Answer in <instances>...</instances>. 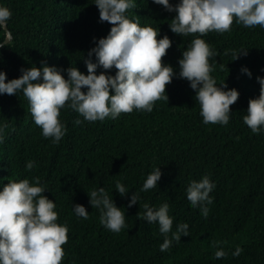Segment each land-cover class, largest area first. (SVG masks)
<instances>
[{"label":"trees","instance_id":"16d2710c","mask_svg":"<svg viewBox=\"0 0 264 264\" xmlns=\"http://www.w3.org/2000/svg\"><path fill=\"white\" fill-rule=\"evenodd\" d=\"M94 2L0 0V6L12 13L7 22L11 43L0 48V71L6 81L18 78L22 68L42 67V61L55 66L65 79L69 66L86 75L89 50L111 27L100 21ZM133 2L136 8L126 16H139L140 26L157 28L158 38L167 35L172 41L163 57L177 73L166 87L168 102L156 101L150 113L134 110L95 122L66 105L59 118L67 131L54 143L34 123L22 91L0 94V126L7 124L0 143V190L8 181L33 183L40 178L42 194L56 204L57 223L68 227L62 264H264V127L255 134L243 120L249 99L259 96L257 77H264V28L234 22L229 32L199 37L216 53L209 60L211 75L240 94L230 106L227 125L204 124L195 90L179 78L178 64L199 34L177 35L169 27L175 11L152 0ZM169 3L176 5L179 0ZM242 49L247 55L232 60V51ZM91 59L96 62L94 53ZM96 71L105 70L98 66ZM107 72L114 76L116 69ZM76 120L81 123L75 124ZM29 161L34 162L32 169H26ZM155 167L161 170L157 187L141 191ZM204 176L215 185L206 218L200 207L191 206L186 193L192 180ZM118 181L128 188L124 196L115 189ZM100 187L125 211L126 227L119 233L104 227L100 210L89 203L88 193ZM134 192L139 200L129 207ZM165 202L173 219L172 232L187 223L189 235L181 234L180 241L173 240L161 252L165 237L158 222L149 224L137 216L145 211V203L158 209ZM75 204L86 208L88 219L75 214ZM216 241L221 243L214 245ZM238 246L243 251L233 256ZM219 248L227 253L224 258L215 257Z\"/></svg>","mask_w":264,"mask_h":264},{"label":"clouds","instance_id":"9594fccd","mask_svg":"<svg viewBox=\"0 0 264 264\" xmlns=\"http://www.w3.org/2000/svg\"><path fill=\"white\" fill-rule=\"evenodd\" d=\"M152 2L169 12L175 11L169 25L171 32L180 36L199 34L178 60L179 78L189 81L195 90L204 124L227 125L232 112L230 106L238 101L240 94L235 88H228L225 80L218 84L211 75L213 66L209 60L216 53L199 37L209 32H229L234 22L247 28H264V0H179L176 5L170 4L169 0ZM94 4L99 10L100 21L108 22L111 27L107 36L99 38L95 47L89 50L88 58L84 60L86 75L77 67L69 66L65 79L55 66L43 61L42 67L22 68L18 78L7 81L5 72L0 71V94L16 95L22 91L29 102L34 123L41 128L42 135L53 138L54 143H58L67 131L59 118L60 110L66 105L89 122L103 121L107 117L114 119L134 110L150 113L156 101L168 102L166 87L177 75L173 67L163 61L172 46L169 37L158 38L159 29L140 26L139 16L132 19L126 16L128 10L136 8L133 0H95ZM11 15L7 7L0 6V30L4 37L0 39V48L11 43L12 34L7 23ZM93 53L96 62L91 59ZM238 54L247 55V49L232 51V60L237 59ZM98 66L105 71L97 74ZM113 67L116 69L114 76L107 72ZM242 71L251 77L247 68ZM257 80L259 96L249 99L247 115L243 117L244 123L255 134L264 127V77H257ZM5 128L7 124L0 126V143ZM33 167L34 162H27L26 169ZM160 178L161 170L155 167L141 191L156 188ZM214 187L209 177L204 176L199 181L192 180L186 189L187 200L192 207H200L205 218L209 214L207 205L213 202L209 193ZM115 189L121 196L128 192L119 181ZM44 191L39 177L34 178L33 183L22 179L3 185L0 190V264H62L68 227L57 223L56 204L42 194ZM88 196L92 208L100 210V223L104 227L114 233L126 227L125 211L115 205L103 187L91 191ZM138 200L139 195L134 192L128 206L137 204ZM143 208L145 211L137 219L149 224L158 222L159 231L165 237L160 245L161 252L167 251L173 240L180 241L181 234L189 235L187 223L179 224L172 232L173 219L167 202L158 209L148 203ZM74 212L88 219V211L83 205L75 204ZM170 232L171 239L168 237ZM219 243L216 241L214 245ZM242 251L238 246L232 255L239 256ZM226 255L222 248L215 252L217 259Z\"/></svg>","mask_w":264,"mask_h":264}]
</instances>
